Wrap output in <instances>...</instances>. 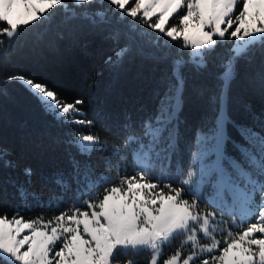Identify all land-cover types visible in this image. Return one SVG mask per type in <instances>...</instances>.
I'll return each instance as SVG.
<instances>
[{"label": "snow or ice", "instance_id": "obj_1", "mask_svg": "<svg viewBox=\"0 0 264 264\" xmlns=\"http://www.w3.org/2000/svg\"><path fill=\"white\" fill-rule=\"evenodd\" d=\"M238 2H242V9H238ZM57 8L63 11L61 24L67 29L66 34L58 33V38L67 36L73 44H78L83 35L118 42L119 31L104 35V26L112 23V17L120 22L130 17L125 33L129 43L105 63L119 70L126 59L139 55L157 64L170 61L171 71L155 78L150 110L141 105L139 111L144 115L137 120L125 114L119 144L109 145L107 139L91 131L65 133L61 142L75 149V155L69 153L72 172L70 178L58 173L55 183L63 193L74 191L72 205L47 221L43 217L25 221L19 215H0V264H140L136 257L142 251L150 254L147 264H264V117L253 113L262 131L234 124L244 141L234 145L240 160L228 155L224 147L230 140L225 131L230 122L224 111L226 90L236 78L239 62L251 61L254 45H260L264 55V0H0V38L7 37L8 44L0 49V57H10L12 45L23 32L48 20ZM237 10L239 14L233 19ZM176 15L179 23L170 25ZM76 21L87 24L78 25ZM85 26L87 33L83 32ZM145 28L158 35H151ZM232 40L237 43L227 49L226 57H221L217 65L221 90L212 98L216 114L198 133L197 151L192 153V163L185 173L182 166L173 168L188 87L184 70L190 68L201 74L210 59L219 55L217 46ZM177 41L182 42L171 43ZM3 44L0 39V46ZM82 46H87V40ZM173 46L175 55L170 51ZM146 47L155 51H146ZM11 82H17L57 127L94 126L95 121L88 119L83 107V98L69 102L56 87L23 74L9 75L5 83ZM258 85L264 93V72L258 76ZM0 98L14 102L7 89H0ZM99 118L109 119L103 113ZM121 147L126 154L120 152ZM109 152L103 162L108 173L115 169L120 183L105 187L99 198V193L92 190L111 183L113 178L97 174L91 157ZM129 155L135 172L119 176L122 167L128 166ZM7 156V151L0 148V163L10 167ZM112 157L118 158L115 164ZM24 171L31 177V168ZM14 186L25 206L16 208L17 213L28 210L30 200L48 208L64 203L63 195L44 202L23 185ZM205 186L212 190L207 196L203 193ZM186 193L192 195L191 201L183 198ZM200 203H206L211 211L202 210ZM217 212L239 218L247 227L233 233L228 225L227 235L221 229L219 235L224 239L219 240L214 225L225 222L216 220ZM25 230L28 234L18 238ZM177 239L180 244L175 252L165 256ZM187 245L190 249L185 255Z\"/></svg>", "mask_w": 264, "mask_h": 264}, {"label": "trees", "instance_id": "obj_2", "mask_svg": "<svg viewBox=\"0 0 264 264\" xmlns=\"http://www.w3.org/2000/svg\"><path fill=\"white\" fill-rule=\"evenodd\" d=\"M241 5L242 2H238V9ZM63 15L62 9L52 10L48 20L29 26L27 31L23 32L12 45L14 51L10 57L6 60L0 57V89H7L9 96L14 98V102L0 98V148L7 151V159L12 165L5 167L0 163V215L5 213L8 217L19 215L28 220L43 217L47 221L59 215L61 211L69 209L74 191L63 193L55 183L58 173L70 178L72 172L69 153L75 155V149H69L61 142L66 138L65 133L91 131L101 139H107L109 145L119 144L121 142L119 138L123 135L120 125L124 122L125 114L128 113L133 120H137L144 115L139 111L141 105L150 110L153 107L150 95L155 78L171 71L170 61L157 64L152 60L142 59L139 55L126 59L119 70H113L105 63L109 56L115 58L114 53L118 48L129 43L125 33L128 30L127 22L131 21L130 17H127L125 22L112 17V23L104 26V35L119 31L118 42L103 39L101 36L83 35L78 44H73L67 36L65 39L58 38V33H67V29L61 24ZM109 15L111 16V13ZM178 19L179 15H176L170 23H176ZM74 23L87 24L86 21ZM144 30L153 36L158 35L151 29ZM87 31L85 26L83 32ZM0 39L4 40L0 49L7 48V37ZM85 40L87 46L83 47ZM231 46L232 41L218 45L216 53L219 55H214L210 59L208 68L201 74L197 75L190 68L184 70L188 77V87L184 93L183 110L180 114L183 123L179 129V152L173 157V168L182 166L184 172H187L192 163V153L197 151L198 133L210 125L216 114L212 98L221 90L217 79L220 69L217 65L221 57H226L227 49ZM260 48V45L253 46L254 55L250 62L246 60L239 62L236 78L226 90L224 111L230 122L226 125L225 131L230 140L224 147L227 154L237 160L241 157L234 145L244 141L234 124L248 125L262 131L258 122L253 119V113L264 117V93L258 85V76L264 72V55L261 54ZM145 50L155 51L154 48L147 47ZM170 51L175 55L176 48L173 46ZM14 74H23L49 83L69 102L75 98H83L85 100L83 107L88 119L95 121L94 126L90 129L81 126H74L73 129L67 126L57 127L50 118L40 112L17 82L5 83L7 77ZM101 113L106 114L109 119L107 121L100 119ZM120 152L126 154L123 147L120 148ZM109 154L110 152L103 155L95 153L91 157L92 166L97 174L105 173L113 178L111 183L92 190L93 193H99V198H102L105 187L120 183L115 169L111 173L106 170L103 156ZM77 159L83 161L85 158L77 156ZM117 159L112 157L114 164ZM126 163L127 168L122 167L119 176L134 174L135 166L130 155ZM26 168H31V177L25 175ZM14 185H23L30 192L37 193L44 202L49 197L63 195L64 203L59 208H48L41 207L36 200H30L26 206L28 210L17 213L16 208L25 206L17 196V188ZM72 188L75 189L74 184ZM211 191L208 186L203 189L205 196ZM183 198L189 201L193 199L189 193ZM200 208L211 211L206 203H200ZM233 219L236 220L235 224L232 223ZM216 220L225 222L214 225L216 228L227 231V226L231 225L230 230L233 233L247 227V223L242 224L239 218L221 216L219 212ZM223 239L222 236L220 240ZM178 242L180 239L165 251V256L175 250ZM150 258L147 251H142L136 257L140 264H147Z\"/></svg>", "mask_w": 264, "mask_h": 264}, {"label": "rangeland", "instance_id": "obj_3", "mask_svg": "<svg viewBox=\"0 0 264 264\" xmlns=\"http://www.w3.org/2000/svg\"><path fill=\"white\" fill-rule=\"evenodd\" d=\"M243 8V4L241 5V7L239 8V9H242ZM182 11V13L180 14V15H182L184 12H186V8L185 9H183V10H181ZM239 14V11L237 10L234 14H233V19L235 18V15H238ZM179 23V19H178V21L176 22V23H170V25L171 24H178ZM231 30H234V28L233 29H231ZM230 30V31H231ZM218 39V38H217ZM235 43H237L235 40H232V45L233 44H235ZM256 199H257V201L259 200V197L257 196L256 197ZM9 218H11V217H9ZM25 221H28V219H24ZM215 227V226H214ZM216 228V227H215ZM220 231H221V228H216V232H217V236H216V238L217 239H221V235H219V233H220ZM225 233H227V231H225ZM28 234V230H25L23 233H21V235H20V237H18V238H23V236L24 235H27ZM199 236H200V238H203V233H200L199 234ZM178 240V239H177ZM176 240V241H177ZM175 241V242H176ZM179 244H180V242H178V245L177 246H179ZM176 246V247H177ZM189 249H190V245H187V246H185V249H184V253H185V255H187V253H188V251H189ZM175 250H176V248H175ZM175 250L174 251H171V252H169V254H171V253H174L175 252ZM168 254V255H169Z\"/></svg>", "mask_w": 264, "mask_h": 264}]
</instances>
